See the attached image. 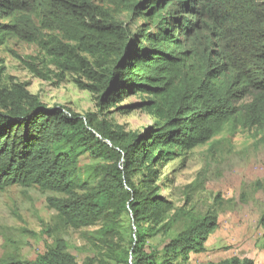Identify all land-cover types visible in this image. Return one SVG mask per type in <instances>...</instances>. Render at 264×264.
Listing matches in <instances>:
<instances>
[{
	"label": "trees",
	"instance_id": "16d2710c",
	"mask_svg": "<svg viewBox=\"0 0 264 264\" xmlns=\"http://www.w3.org/2000/svg\"><path fill=\"white\" fill-rule=\"evenodd\" d=\"M126 11L142 20L135 29L94 0H0V46L34 44L38 54L23 59L32 73L71 75L97 106L50 107L28 83L3 82L0 67V192L58 194L48 205L61 227L96 228L84 233L83 264H184L206 252L219 218L176 206L162 168L225 130L264 129V0H134ZM136 94L154 119L141 132L108 118ZM2 264L80 262L57 238L33 260Z\"/></svg>",
	"mask_w": 264,
	"mask_h": 264
},
{
	"label": "rangeland",
	"instance_id": "374dc122",
	"mask_svg": "<svg viewBox=\"0 0 264 264\" xmlns=\"http://www.w3.org/2000/svg\"><path fill=\"white\" fill-rule=\"evenodd\" d=\"M94 1L119 15L133 29L142 21L135 17L131 20L126 11L134 0ZM37 54V47L30 43L11 41L0 46L2 81L28 83V90L50 107L65 105L81 114L97 111L94 96L81 90L71 75L59 81L57 77L46 80L32 73L23 59ZM145 96L127 97L119 104L126 110L115 109L108 118L127 131H143L154 122L140 106ZM79 161L84 166L93 163L88 155L81 156ZM161 182L162 193L176 206L198 214L212 211L219 218L218 228L206 243V252L194 255L184 264H217L235 256L257 258L264 253V129L240 127L235 132L223 131L164 166ZM57 195L36 186L21 185L0 192V264L12 258L33 260L57 238L67 242L80 264L92 256L84 233L96 228L61 227L57 212L48 205V198ZM125 221L126 225L131 223L128 217ZM184 227V221H179L171 234ZM159 239L151 242L156 244Z\"/></svg>",
	"mask_w": 264,
	"mask_h": 264
},
{
	"label": "crops",
	"instance_id": "0c3cea01",
	"mask_svg": "<svg viewBox=\"0 0 264 264\" xmlns=\"http://www.w3.org/2000/svg\"><path fill=\"white\" fill-rule=\"evenodd\" d=\"M252 259H255L259 264H264V253L259 255L257 258Z\"/></svg>",
	"mask_w": 264,
	"mask_h": 264
}]
</instances>
